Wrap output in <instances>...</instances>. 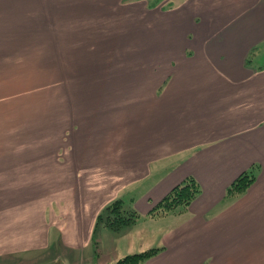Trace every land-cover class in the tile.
I'll use <instances>...</instances> for the list:
<instances>
[{"label": "crops", "instance_id": "1", "mask_svg": "<svg viewBox=\"0 0 264 264\" xmlns=\"http://www.w3.org/2000/svg\"><path fill=\"white\" fill-rule=\"evenodd\" d=\"M32 7L49 95L0 102V263L112 264L157 248L143 264H264V0ZM6 16L0 0V30ZM188 177L200 193L187 209L150 217ZM118 199L135 223L96 226Z\"/></svg>", "mask_w": 264, "mask_h": 264}, {"label": "rangeland", "instance_id": "2", "mask_svg": "<svg viewBox=\"0 0 264 264\" xmlns=\"http://www.w3.org/2000/svg\"><path fill=\"white\" fill-rule=\"evenodd\" d=\"M28 1V7L25 2ZM34 0H7L6 27L0 30V102L2 104L47 103L45 30L30 21ZM53 27V24L51 23ZM5 94V95H4ZM127 228L121 227L116 232ZM26 259V256H23ZM1 264V263H0ZM47 264V263H46ZM51 264H63L55 261ZM66 264V263H65Z\"/></svg>", "mask_w": 264, "mask_h": 264}, {"label": "trees", "instance_id": "3", "mask_svg": "<svg viewBox=\"0 0 264 264\" xmlns=\"http://www.w3.org/2000/svg\"><path fill=\"white\" fill-rule=\"evenodd\" d=\"M252 176L249 173L241 174L227 189V195L242 193ZM200 187L191 177L172 187L170 191L149 211L150 217H157L169 212L181 213L187 209L190 203L199 195ZM139 214L133 208L128 207L122 200L110 202L98 215L96 226L102 225L112 231L124 226H130L139 218ZM158 249L151 248L141 252L132 253L118 259L112 264H143L154 255Z\"/></svg>", "mask_w": 264, "mask_h": 264}]
</instances>
